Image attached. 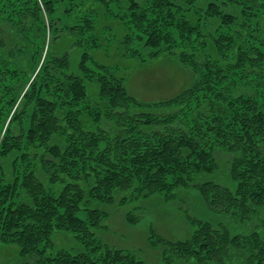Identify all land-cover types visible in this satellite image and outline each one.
I'll return each instance as SVG.
<instances>
[{
  "label": "trees",
  "instance_id": "trees-1",
  "mask_svg": "<svg viewBox=\"0 0 264 264\" xmlns=\"http://www.w3.org/2000/svg\"><path fill=\"white\" fill-rule=\"evenodd\" d=\"M63 1L25 0L19 11L48 17L52 44L42 65V29L35 25L29 41L33 28L0 18V244L17 245L23 264H148L96 237L108 214L91 204L157 194L173 204L178 190H195L212 217L187 213L194 232L184 241L153 235L163 264H264V0H207L206 8L199 0H129L118 14L124 55L141 57L137 43L196 75L191 87L153 104L129 93L121 69L93 60L102 47L99 9L87 8L103 4L63 7L74 22L67 25L56 16ZM232 3L243 6L240 16L223 9ZM63 39L69 48L55 55ZM74 48L83 52L77 67ZM27 51L35 52L29 70L19 60ZM248 74L254 78L238 83ZM88 82L98 89L94 101ZM127 219L141 220L135 212ZM233 223L248 230L233 233ZM56 232L71 234L80 249L57 248Z\"/></svg>",
  "mask_w": 264,
  "mask_h": 264
},
{
  "label": "rangeland",
  "instance_id": "rangeland-1",
  "mask_svg": "<svg viewBox=\"0 0 264 264\" xmlns=\"http://www.w3.org/2000/svg\"><path fill=\"white\" fill-rule=\"evenodd\" d=\"M80 1L81 0H64L59 14L56 16L64 18L62 9L67 6L78 9L77 3ZM95 1L97 4H103V6L89 5L87 9H99V13L94 17L97 19L96 32L102 47L99 50L91 52L93 60L100 65L118 69L119 71L121 69L120 74L126 78L128 91L134 98L140 102L153 104L169 100L192 86L196 79L195 72H192L190 68L180 63L173 56L165 55L167 53L161 54L156 58H151V49H148V47L147 49H143L142 45L134 43L132 48L137 51L140 50L142 53L141 57L133 58L124 55L122 41L127 33V29L123 20L118 18V14L127 12L129 0H105V3L104 0ZM198 2L203 8H206L208 4L207 0H199ZM221 2L222 0H218L219 4H221ZM228 5L223 6V9L234 15H241L243 9L242 5L235 3ZM27 8L25 0H0V18L10 17L9 15H11L12 20L10 18L8 21L9 26L19 27L20 30H22V28L26 30L33 28V32L36 31L35 25L42 29L43 33L46 35V50H44L45 52L41 61L42 65L48 47L50 48L52 44L50 38L51 32L48 28V17L44 14L41 19L37 20L38 18H31L30 15H24L23 17L19 15V11L27 10ZM16 10L17 14L14 13ZM82 16L83 14L81 13L77 16L80 23H82ZM64 21L67 25L74 23L73 21L70 22L68 18H64ZM211 23L216 26L218 25L216 21H211ZM261 23L264 28V20ZM208 29L213 31L215 26L208 27ZM14 30H16L18 34L19 31L17 29ZM33 35L34 32L31 33L32 37L27 39L29 41L33 40L35 37ZM37 37L35 41H40ZM64 40L65 39L54 45L55 55H60L69 48V44L64 43ZM33 53L35 52L27 51L25 55L19 59L21 61V66H28L27 70L33 65ZM82 53L81 50L76 48L70 51L74 67L79 66ZM18 74L21 75L22 72H18ZM16 75L17 73L14 76ZM253 78L254 76L248 74L246 79L242 77L238 83H246ZM31 82L32 78L29 80V84ZM87 86L91 100H96L98 89L94 84L89 82ZM17 104H20V101ZM16 109V106L12 109L7 124H9ZM220 161L223 163L224 158ZM221 168L225 175L224 163ZM177 192L180 200L173 204H167L165 196L162 194H157L147 199H141L127 205L121 204L122 195H117L116 202L113 205L98 202L92 203L90 206L91 209H98L108 214L107 220L103 223L104 226L94 230L96 237L101 242L111 247L137 253L148 264H163L162 247H154L150 242L153 235L170 241H184L189 239L194 232V228L189 222L187 213L204 220L212 217L210 214H207L203 205V200L197 191L178 190ZM130 212H135V215L137 217L139 216L141 220L136 224H131L127 219V215ZM86 214L87 212H81V216L83 217H85ZM231 228L232 232L236 234L248 230L247 227H240L234 223ZM54 241L57 248L69 250L80 249L79 243L71 234L56 232ZM0 264H23L19 247L17 245L0 244Z\"/></svg>",
  "mask_w": 264,
  "mask_h": 264
}]
</instances>
